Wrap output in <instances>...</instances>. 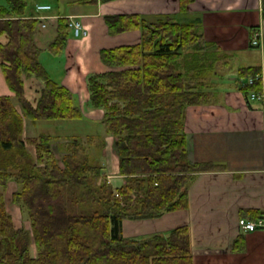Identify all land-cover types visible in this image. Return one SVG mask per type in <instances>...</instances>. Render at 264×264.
Here are the masks:
<instances>
[{
	"label": "trees",
	"instance_id": "16d2710c",
	"mask_svg": "<svg viewBox=\"0 0 264 264\" xmlns=\"http://www.w3.org/2000/svg\"><path fill=\"white\" fill-rule=\"evenodd\" d=\"M192 1L179 0L180 11ZM26 8V0L0 3V36L8 37L0 43V69L20 105L18 111L9 95H0V264H191L187 225L167 235H120L124 219L158 218L184 209L195 174L222 169L186 157L185 110L214 100L206 80L214 54L204 46L202 34L171 18L148 23L137 13L103 17L109 34L140 31L136 44L100 49L106 70L86 76L88 104L104 111L99 122L106 134L117 137L124 182L113 188L94 160L105 147L103 136L68 139L58 148L60 159L52 147L59 137L41 133L23 138L24 119L83 117L73 92L39 61L42 50L34 41L39 21L27 17ZM68 21L57 19L56 36L45 47L50 55L63 52L71 34ZM260 73L258 66L238 69L239 88L247 100L261 89ZM26 77L41 82L35 105L26 100ZM9 181L17 184L11 202L24 210L29 229L16 228L7 211L4 191ZM243 215L264 218L259 210Z\"/></svg>",
	"mask_w": 264,
	"mask_h": 264
},
{
	"label": "crops",
	"instance_id": "0c3cea01",
	"mask_svg": "<svg viewBox=\"0 0 264 264\" xmlns=\"http://www.w3.org/2000/svg\"><path fill=\"white\" fill-rule=\"evenodd\" d=\"M43 3L50 5L36 2L35 11L26 12L27 17L38 18L34 41L42 50L41 54L56 36L59 17L80 21L85 30L80 36H74L71 31L63 52L54 59L49 58V67L44 64L52 78L74 94V102L83 117L71 120L82 121L87 116L91 122L96 120L101 124L104 111L88 104L86 76L91 71L106 70L100 60V49L140 41L137 29L113 35L107 33L105 15L137 13L148 23L171 18L192 24L202 34L204 46L214 54L206 78L214 100L209 104L188 106L185 110L186 157L191 163L211 162L222 169L195 174L189 181L188 204L184 209L166 212L158 218L124 219L120 236L138 239L156 233L167 235L172 229L187 225L191 264H264V227L244 231L239 225L240 218L250 219L243 215L244 211L264 212V100L251 97L247 100L240 91L241 79L238 78L239 68L258 66L262 78L259 92L264 94V0H193L185 11H180L179 0L87 3L57 0L58 7L54 10L51 5L49 9H37L36 5ZM258 31L259 44L252 45L251 39ZM7 40L6 34L0 36V43ZM40 85L35 77L24 78L26 100L32 105L36 104ZM3 86L0 95H8L4 94ZM15 106L20 111V105ZM26 120H23V138L34 137L27 133ZM50 121L58 122L61 128L70 120ZM87 135L79 137L84 141ZM92 135L105 138V147L94 159L96 164L102 167V174L113 188L120 187L124 177L119 173L117 137L106 134L105 127ZM54 136L60 138L52 142L60 159L63 152L58 148L68 139ZM33 149L29 146L31 153ZM16 188L13 181L8 182L5 189L10 198Z\"/></svg>",
	"mask_w": 264,
	"mask_h": 264
},
{
	"label": "rangeland",
	"instance_id": "374dc122",
	"mask_svg": "<svg viewBox=\"0 0 264 264\" xmlns=\"http://www.w3.org/2000/svg\"><path fill=\"white\" fill-rule=\"evenodd\" d=\"M26 1H27V8L25 10L26 12H27V10H30V11L34 10L35 11L36 2H48L52 6V8H51L52 10H54L58 7L57 0H26ZM5 2H6V0H0L1 4H4ZM43 4H45V3H43ZM40 57H41L40 61L49 67L50 66V62L48 61L49 58L54 59L57 56L52 55V54L50 55L49 52L44 51ZM1 74H2V71L0 69V88H1V86L4 85L3 87L6 89L4 91L5 92L4 94H8L11 96L13 103H14V106H15V104L19 105L18 100H16L17 98H16L15 94H13L11 91H9L8 88H6V84H5L3 75H1ZM0 93H1V91H0ZM76 102L78 103L77 100H76ZM86 117L82 121L70 120L69 122H66L67 126L61 127V128L57 126L56 123H58V122H54V121H50V120H42L41 122L40 121L31 122L29 120H26L27 124H28L26 127V130H27V133L31 136H36L38 134L44 133V134L53 135V137H54V135H57V136H60L63 138L65 137L67 139H72V138H76V137L79 138V136L82 137V136L87 135V134L92 135V134L100 133L101 129H103L104 126L102 124H98V122H96V120L91 122V120L86 118ZM91 152H92V155L95 156L94 149H92ZM101 170H103V169H101ZM131 196H132V198H135L134 197L135 194H133V195L131 194ZM4 199L6 202L5 205H7V211L12 216L14 226L16 228L22 227L25 229H29L30 225H29L27 215L25 214V212L22 208H20L18 205L15 206L16 204L11 202L12 198H10L8 190H6V189L4 191ZM12 208H14V209H12ZM30 250H31L32 255L36 254V252H35L36 249H35V246L33 243H31Z\"/></svg>",
	"mask_w": 264,
	"mask_h": 264
},
{
	"label": "built area",
	"instance_id": "2783aa9c",
	"mask_svg": "<svg viewBox=\"0 0 264 264\" xmlns=\"http://www.w3.org/2000/svg\"><path fill=\"white\" fill-rule=\"evenodd\" d=\"M100 1V0H97ZM38 9H49L50 6H48L47 4H39L37 5ZM69 22V26L72 29V33L74 36H80L83 33H85V30L83 29V26L81 24L80 21H74V20H70ZM260 35V32H255L253 35V39H251V44L252 45H258L259 41H258V37ZM249 81L251 82L252 79L250 78ZM251 99H259L261 101L264 100V94L262 92L259 93H251L250 95ZM239 225L240 227L244 230V231H253V229H256L258 227H264V218L263 219H258V220H248L245 218H240L239 219Z\"/></svg>",
	"mask_w": 264,
	"mask_h": 264
}]
</instances>
